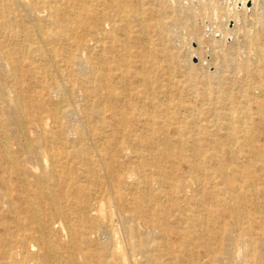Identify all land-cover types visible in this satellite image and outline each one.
<instances>
[{
    "label": "bare ground",
    "instance_id": "bare-ground-1",
    "mask_svg": "<svg viewBox=\"0 0 264 264\" xmlns=\"http://www.w3.org/2000/svg\"><path fill=\"white\" fill-rule=\"evenodd\" d=\"M149 1L150 3L145 4V0H0V63L6 70L4 75L0 73V95L4 94L6 87L18 89L24 87V75L30 72L37 78L35 88L39 89L27 90L29 93L27 100L20 95V91L12 94L8 99L10 111L6 113L0 109L1 115L9 114L14 118L15 131L8 136L18 144L16 149L9 145L4 131V124H7V121L0 119V227L4 229L0 236V246L5 247L0 254V257L5 256V258L0 264H24V261H29V258L23 257L26 253L24 248L29 242L45 245L50 252L53 251L54 255L50 256L47 250L44 258L55 264L51 258L60 255L55 256L58 252H54L56 247L54 250L50 248V243L53 241L50 242L47 238L48 233L46 239L49 241L42 234L51 232L54 224L58 222H63L62 225L70 236V244L68 242L69 245H65L69 252L67 255L69 264H89L90 261L96 262V260L100 264H116L115 262L130 264L123 248H114L110 245H108V257L113 261H109L108 257L104 260L103 256L97 257L96 254L86 251L79 262L77 255L73 253V250L80 249L85 244L87 246L93 244L91 234L95 233L97 228L102 225L105 228L109 226L110 218L105 211L107 209L104 210V203L110 201L116 204L120 215L124 208H128L139 218V222H135L134 225L124 226L128 235L136 236L138 232L135 228L143 227L146 231L158 232L159 238L165 244L171 229L163 226L161 218L164 210L155 206L151 208L154 200L149 195L151 185H137L138 193L131 190L128 204L123 190L114 187L115 184L125 182L124 163L118 160L119 153L129 150L134 145H140L139 148L144 146L150 149L148 153L136 151L137 153L132 156L138 163L134 168L136 176L141 177L145 182L151 178L149 176L157 174V179H153L151 184L166 185L168 190L163 195L168 198L171 205H178L180 199L175 197L182 188L183 178L176 175L173 170H166L162 166L163 159L176 154L171 140L167 138L170 128L173 129L175 136H179V141L187 143L191 148L188 158L180 154L176 160L190 163V177L196 185L194 191L197 192L196 195L200 193L195 198L196 203L199 202L201 205L205 195L216 204L204 207L201 216L197 214L190 217L191 227L185 229L186 236L193 238L195 246L204 249L203 255L208 259L199 261L192 254L187 253L182 258L185 262H180L181 257L178 259V256H175L170 258V264H229L223 261L222 257H216L217 249L213 245L221 250L227 259H231L232 250H240L249 256L248 264H264V216H251L260 212V208L264 209V202L263 204L255 202L256 205L251 204L248 208L246 203H243L244 200L250 199L249 196L251 200L258 195L264 198V186H257L250 169L251 165H240L236 158L240 151H246L250 156L258 158L257 169L264 177V146L254 142L256 135L264 134V10L256 19L254 28L249 29L247 38H244L245 46L253 49V59L246 60L243 69L250 65L255 69L253 82L249 86L259 94L251 96L239 92L241 94L237 96L236 101V93L227 87L226 89L222 87L223 75L215 70L210 75L197 79L195 76L197 70L190 67L186 71L189 85L205 86L200 98L203 100L202 105L209 104L211 108L195 109L193 106L182 104L184 113L178 115L171 110L173 107L168 104L171 103L167 101L168 99L160 103L154 100L155 98L144 96L148 91L154 90V85L156 90L157 88L158 91L160 90L161 81L158 78L163 76L157 73L167 71L166 75L170 78L174 73V69H170L169 66L167 68L162 66L157 58V51L160 49L149 36L150 30L160 41L162 40L161 37L165 33L162 20L168 16V12L162 1ZM240 1L243 9L247 0ZM256 1L252 0L251 9H254ZM259 1L264 5V0ZM144 6H147L146 9ZM158 11H162L160 15H157ZM132 12L133 16L129 18V13ZM235 17L236 13H232L227 20L231 21V18ZM244 20L242 19V22ZM236 25L232 29L225 28L221 33L225 36L230 35L236 31ZM131 28L139 30L134 39L129 35ZM107 53L113 55L108 58ZM132 65L137 66L136 70L130 68ZM53 67L55 70L52 69ZM69 67L73 72H76L75 67H79L77 75L86 70L85 72L92 79L91 84L84 81L88 85L80 87L82 95L87 99L84 108L80 106L79 109L82 113L81 125H71L67 120L65 121V118L69 119L71 113L78 109L69 107V104L65 103L70 97L69 91L72 87L70 82H67L69 88L64 90L56 79L57 75L61 76L62 71ZM132 77L141 81L140 88L133 87V83L129 82ZM77 79L79 80L78 76ZM208 89H211L212 93H209ZM218 93L223 94L224 98H218ZM52 94H58L59 98L52 99ZM224 99L231 103H227ZM139 101L140 103L148 101L147 104L158 107V113L141 112ZM222 101L227 106L231 104V108L228 107L227 111L223 112L218 111L217 108ZM250 103L255 106L254 112L248 108ZM105 113H109L112 124L105 125L102 118L97 121L93 117V115L104 116ZM207 115L222 119L217 124V128L224 131L221 137H213L209 141L215 146L210 151L205 148V142L198 137L201 130L194 124L200 117ZM94 121L99 122L100 125H94ZM48 123H50L49 127L53 128L52 131L46 128ZM88 123L90 131L88 137H85L84 130ZM66 128L76 135L78 144H73L77 139L56 132ZM185 134L189 135L183 137ZM108 136L113 140L108 141ZM131 140L133 143L130 142ZM94 145L101 146V149L96 148L93 151L91 147ZM158 145L166 147V151H154ZM211 160L215 162L211 168L214 170L213 173L207 165V161ZM225 162H229L231 167ZM27 163L30 168L34 163H41L42 170L30 171ZM146 165L153 168L140 170ZM76 166L77 173L72 171ZM208 171L209 179L205 177ZM172 177L175 184L168 183ZM106 178L111 179H108L111 183L110 189L106 186ZM82 179L85 180L83 183ZM85 182L89 184L88 187ZM206 183L213 184L217 190H207L204 188ZM58 190L60 194H57ZM66 198L69 200L67 205L64 203ZM36 200L44 204L43 217L39 213L40 206H37ZM219 206L222 208L218 209ZM8 215L11 217V222H6ZM142 215L144 218L140 220ZM73 216L75 220L72 219ZM242 219L247 222L244 226H241ZM26 220H31L35 226L28 229ZM86 222L90 224L88 227L85 225ZM11 224L16 230L10 229ZM230 228L239 229V234L236 237L231 236ZM127 247L129 254L144 252L148 254L149 262L165 264L159 257L151 254L150 244L139 238V235L134 242H128ZM18 253L22 254L21 258H15Z\"/></svg>",
    "mask_w": 264,
    "mask_h": 264
},
{
    "label": "rangeland",
    "instance_id": "rangeland-1",
    "mask_svg": "<svg viewBox=\"0 0 264 264\" xmlns=\"http://www.w3.org/2000/svg\"><path fill=\"white\" fill-rule=\"evenodd\" d=\"M156 1H158V0H156ZM159 1L163 2L162 4L164 5L165 10L168 12L167 13L168 16H166L162 20L164 22V25H165V33L163 34V37H161L162 38L161 41L156 37V34L154 35L153 32H151L150 30H149V36L155 42V46L158 49H160V51H157V53H158L157 58L159 59L162 66L164 68H167L169 66L170 69L171 68L174 69V73H172L171 78L169 77V75H166L167 71H165V72L160 71L159 73H157V74H160L161 76H163L161 78H158V80L161 81L160 82V84H161L160 90L158 91V88L156 90V86L154 85V87H153L154 90L148 91V92L146 91L147 93H146V95L144 94V96H147L150 99L155 98L154 100H156L157 102H160V103H161V101H166V99H168L167 101L171 102V103H168V102H166V103L170 104V106L174 108V109L172 108L171 110L178 113V115L181 113H184V111L182 109L183 108L182 104L189 105L191 107L193 106V108H195V109L201 108V109L205 110L206 108H211V105H209V104H203L202 105L203 100L200 98V94L202 93L205 86L200 85V84H197V85L192 84V87H191L189 85V83L187 81L186 71L190 67H193L195 70H197V71H195V76L197 79L203 78L206 75H210V73L215 72V70L218 72V74L223 75L224 80L222 82V84H223L222 87L225 89L227 87L232 92L236 93V98H235L236 101H237V96L241 94L239 92H242L244 94L248 93L251 96H255V95L259 94V92H257V90H253L249 86V84H251L253 82V80H252V78L254 76L253 70H255V69L251 65H250V67L243 69V64L245 63L246 60L249 61V58H250V60L253 59V49L245 46L244 42H245V39L247 38V36L249 35L251 28H254L253 25H255V21L259 17L260 12L262 10H264V5L260 3L261 1H259V0L256 1L254 9H251V7H250L252 5V0H247L245 7L243 9H242V3L240 0H235V1L229 0L230 2L229 1L220 2L219 0H210V1L209 0H159ZM146 2L150 3L149 0H145V4H146ZM165 5H167V6L165 7ZM170 5H172V7H170ZM146 7L147 6H144V9H146ZM244 9H245V11H244ZM179 10H181V11H179ZM161 12L158 11L157 15H160ZM232 13H236V17L231 18V21H228L227 18ZM132 16H133V12L129 13V18H131ZM242 16H244V18ZM192 17H193V19H191ZM223 17H224V20H223ZM219 18H221V19H219ZM242 19L243 20L245 19L246 21L244 20L242 22ZM247 20H248V22H247ZM226 21H227V23H225ZM238 21H240V22H238ZM235 24H237L236 25L237 29L235 32L231 33L230 35H226V36L221 33L225 28L226 29L234 28ZM215 26H217V27L215 28ZM118 32H120V31H118ZM138 33H139L138 28H131L129 35L132 36V39H134L135 38L134 36L137 35ZM164 36H165V39H164ZM198 36H199V38H198ZM174 37H175V40H174ZM225 37H226L227 41L225 40ZM156 43H158V44L156 45ZM104 44H106V43H104ZM159 45H161V46H159ZM177 47L178 48L180 47V48L178 49ZM162 49H164V50H162ZM63 54L66 55V53H63ZM105 54H106V52H105ZM223 54H224V56H223ZM112 55H113V53H107L106 56H108V58H110ZM164 60H166V61H164ZM170 61H172V63ZM187 62H189V63H187ZM234 65H236V66H234ZM136 67H137L136 65H132L130 68L132 70H136ZM110 68H113V67H110ZM24 69H26V68H24ZM52 69L55 70L54 67ZM74 69L76 70V72H78V70H80L79 67H75ZM4 71H6V70L3 67V65H1V63H0L1 75H4ZM81 71H83V70H81ZM85 71H83L77 75V73L71 71V67H69L66 70L62 71L61 76L60 75L56 76L57 81H59L61 83L64 90H67L69 88V83H67L68 81L70 82V87L72 86L70 88V91H69V96L71 98L68 97L69 99L65 103L69 104V107L77 108L78 110L75 111L73 114L71 113V117H69V119L65 118V121L67 120L68 123L71 125H81L83 123L82 122V113H81V110H79V109H80V106L82 108H84V104L86 103L87 99H85L84 95H82V91H81L80 87L87 84L86 82L84 83V81H87L88 84L89 83L91 84L90 81H92V79L90 78V75ZM72 74H76L75 75L76 77L73 76ZM262 74H263V72H262ZM64 75H65L66 79H65ZM244 75H245V77H244ZM77 76L79 77V80L77 79ZM162 79H163V81H162ZM227 79H231V80H227ZM36 81H37V78L34 76L33 73L30 72V74L24 75V84H25L24 87L19 88V89L13 88V87H8L11 92L6 87L5 91H3L4 94L0 95V109L4 110V112L8 113L10 111V108H11L8 99L12 94L19 93V91H20V95L22 97H24L25 100H27V98L29 96V93L27 92V90H30V89L33 90L36 87V83H35ZM132 81H134V82H132ZM129 82L133 83V87L136 86V87L140 88L139 84L141 83V81H138L137 78L132 77L129 79ZM35 90H39V89L35 88ZM165 92H166V94H165ZM208 92L212 93V90L208 89ZM167 95H168V97H167ZM2 96H4V97H2ZM169 96H171V97H169ZM51 97H52V99L57 100L59 98V95L58 94H52ZM188 97H189V99H188ZM2 98H3V100H2ZM218 98H220V99L224 98L223 94L218 93ZM162 99H164V100H162ZM224 101H226L227 103H231L230 101L225 100V99H224ZM147 102L146 103H140V101H139V103L141 105L140 107L142 108L141 112L143 111V113H146V114H147V112L158 113L159 108L156 106L149 105V104H147ZM228 107L230 109L231 104H229L227 106L222 101L221 105L218 106L217 110L222 111V112L225 110L227 111ZM248 108H250L253 112L255 111V106L252 103H250L248 105ZM232 110H234V109H232ZM7 117H10V118L7 119ZM93 117H95L97 119V121L102 118L105 125L112 124V119L110 118L109 113H105L104 116L93 115ZM0 119L2 121H7V124H4V131L7 135L6 139L10 143L9 145L11 147H13L14 149H16L18 147V144L10 136H8L9 134H13L15 131L14 118L12 117V115L10 116L9 114H7V115H1L0 114ZM97 121H94L93 124L94 125L97 124V126H99L100 123ZM221 121H222V119H216L215 117L207 115V116L200 117L198 120H196L194 122V124L199 128V130H201L198 137L201 138V140L205 142L204 146L209 151L213 150L215 148L213 143L209 142V141L213 137H221V135H223V133H224L223 130H219L217 128V124H219ZM49 126H50V123H48L46 125V128H48L49 130L52 131L53 128H50ZM108 128L110 129V127H108ZM111 128H113V127H111ZM89 131H90V126L88 123L87 127L84 130L85 137H88ZM56 132H60L62 136H69L70 138L77 139L76 135L72 131H70L68 128L59 129ZM188 135L189 134H185L183 137H187ZM208 136H210V137H208ZM167 138H169L171 140V144H172L173 148L176 149V154L172 157L170 156V157H167L166 159H163L162 166L166 170H173L176 175H179L183 178V181H181L182 188L178 190V193L175 197V198L180 199V202L178 203V205H176V206L171 205L168 201V198L163 195V194L167 193V190H168L166 185L151 184L153 179H157V174L154 173L153 175L149 176L151 178L149 180H146L145 182L141 177L136 176V173L134 172V168L136 166H138V163L135 162V159L132 158V156L135 153H137L136 151L148 153L150 149H148L144 146H141V148H139L140 145H134L129 150H126L123 153H119L118 160H120L124 163L123 178H125L124 179L125 182H124V184H122V183L121 184H115L116 186L114 187V189L123 190L124 198L127 199L126 204H128L129 199L131 197L130 195L132 193L131 190H133V191L135 190V192L138 193L136 191L137 185H139V186H141L143 184L151 185L149 195L154 198V200L152 202L153 205L151 208H153L155 206L156 208L161 207L164 210V214L161 218L162 223L164 224L163 226L170 227V229H171V231H169V233L167 235L166 243L164 244L162 242V240L159 238L158 232L152 233L151 231H146V229L143 227L135 228V229H137V232H138L136 236L138 237V235H139V238L148 241V244H150L151 254L159 257L160 260L165 262V264H170V258H175V256H178V259L181 257L180 262H185L182 258H183V255L187 254V253L192 254L194 256V258L199 259V261L207 260L208 258L203 255L204 249L202 247H197L194 245L195 242L193 241V238H189L186 236V234H185L186 230L185 229L188 230V228L191 227L190 217H192L193 215H197V214L199 216H201V213H204V207L207 208L209 206H215L216 204L212 200L207 199V196H205V195L203 196V200H202L201 205H199L200 204L199 202H198V204L196 203L195 198H197L200 193L198 195H196L197 192L194 191L196 189V185L191 180V177H190V169H189L190 163L187 161H177L176 160L178 158L177 156H179L180 154L185 155L188 158L190 156L189 152H191V148L189 146H187V143H182L181 141L178 140L180 138H179V136H175L173 134L172 128H170L168 130ZM111 139H112V137L108 136L107 140L112 141L113 139L112 140ZM74 141L75 142H73V144L79 143L78 139L74 140ZM130 142L133 143L132 140ZM254 142H256V144H258L259 146H264V134L259 133L258 135H256L254 138ZM131 145H133V144H131ZM157 147L158 148L154 149V151H157V152H165L166 151V147H164L162 145H158ZM96 148L101 149V146L98 147V146L94 145L91 147V149L93 151H95ZM107 150L108 149L106 148V152H107ZM131 151H135V152H131ZM236 158L238 161L237 163H239L240 165H243V164H249V166L251 165L250 169H251V172L253 174V178H255L257 181V186L263 187L264 182H262V179L264 177H263V175H261V172L257 169V166L259 165V162H257L258 158L254 157V156H250L248 154V152H246V151L238 152ZM247 160H248V163H246ZM175 161H177V162L174 163ZM214 163L215 162L212 160L207 161V165L209 166L208 168L210 169L211 173H213V171H214L213 169H211V168H213ZM27 164L29 166L30 171L33 170L35 172H40L42 170V166L40 165L41 163L40 164L34 163V165L31 168H30L29 163H27ZM225 164L228 167H231V164L229 162H225ZM38 166H40V167H38ZM150 167L153 168L150 165L142 166L140 170H142L144 168L148 169ZM72 171L77 173L78 167L76 166V168H74ZM209 174L210 173L208 171V175L205 176L207 179L210 178ZM260 177H262V178H260ZM108 179H110V178H108ZM108 179L106 178V180H107L106 186L109 187V189H110L111 183L108 182ZM84 181L85 180L82 179L81 182L83 183ZM174 181L175 180L172 177V178H170L168 183H171V182L173 183ZM239 182H241V181H239ZM50 183H53V181H50ZM115 183H117V182H115ZM84 184L87 187L89 185L87 182H85ZM173 184H175V183H173ZM152 186H154V187H152ZM90 187L94 188V186H90ZM129 187H131V188H129ZM204 188H206L207 190H210V191L211 190H217L216 186H214L213 184H208V183H206V185H204ZM57 194H60L59 190H58ZM140 197H142L141 194H140ZM249 198L250 199H246L243 201V203H246V208H248V206H250L251 204L256 205L255 202L259 203V204H263V202H264V198H261V196H259V195L257 197H254V200H251L250 196H249ZM36 201H37V206H40L39 213L43 217V214L45 213L44 204L40 200H36ZM68 201H69L68 198H66L64 200V203L67 205V204H69ZM162 203H163V205H162ZM204 204H206V205L204 206ZM21 207L23 208V206H21ZM165 207H167V208H165ZM69 208L71 209V206H69ZM221 208H222L221 206L218 207V209H221ZM105 209H107V210H105ZM104 210L107 212L108 218H110L108 221L109 226L105 228L102 225V227L100 226L99 228H97L98 229L97 230L98 232L96 231L97 233L95 232V233L91 234V236H92L91 239L93 240V244H88V246H87V244H85L80 249L78 248L77 250H73V253L75 255H77L76 256L77 260L79 262H81V260H82L81 257L83 256L82 254L86 253V251H89L93 254H96L95 256H97V257L100 255L103 256L104 260L109 259V261H113V259H111V257L110 258L108 257V255H109L108 245H110L114 248H123L124 253H127V256H128L127 261H129V263L131 262L130 264H136V263L137 264H154L152 261L151 262L148 261V259H149L148 254H146L144 252H135L133 255L128 253L129 252V249H128L129 247H127L128 242H131V243L134 242L137 237L132 236V234L128 235L126 233V228L124 226H126L127 224L130 226L134 225L135 222H139V220H138L139 218H137L134 215V213L132 211H130L128 208H124L122 214L120 215V213L117 210L116 204L114 202H111V201L104 203ZM177 210H178V213H177ZM105 211H104V215L106 216ZM123 213H124V215H123ZM159 214H160V211L158 212V215ZM20 215H23V214H20ZM251 216H253V217L254 216H264V209L260 208V212H258L256 214H251ZM120 218H122V219H120ZM143 218L144 217L142 215L140 217V220H143ZM72 219L75 220L74 216ZM121 220H123V222H125V223H123ZM26 221L25 222L28 225V229H30V227H32V226H35L31 220H26ZM127 221L129 223H126ZM6 222H11L10 215L7 216ZM121 222L123 223V226H121L122 225ZM181 222H184V223H181ZM62 223L63 222L55 223L51 229V232H46V233L43 232V234H42L43 237L46 239V236L48 233L47 238L50 240V242L53 241L50 243L51 244L50 248H52L54 250V247H56L54 252H57V251L58 252L55 253V256H56V254L60 255V256L53 257V259L51 258L52 261H55V264L59 263V261H61L62 264H69L68 258H67V255L69 252L67 251V248L65 247V245L70 244V242H69L70 236L68 234V231L66 229H64ZM227 223H230V222H227ZM246 223L247 222L245 219L241 220V226H244ZM85 225H86V227H88L90 224H88L86 222ZM119 228H121V230ZM196 228H198V227H196ZM10 229L16 230L14 225H12V224L10 225ZM107 229H109L111 232ZM114 229H116L118 233L115 232L116 230H114ZM3 230L4 229L1 226L0 227V236L3 233ZM106 231L108 233H110V235ZM124 231H125V233H124ZM229 232H230L231 236L236 237L239 234V229L230 228ZM125 234H126V237H125ZM185 237H186V239H184ZM101 239H102V241H101ZM49 240H47V241H49ZM68 242H69V244H68ZM52 244H53V246H52ZM213 247L217 249L216 257L217 258L222 257V260L225 262H229V264H248L250 261L249 256H247L244 252H240V250H232L231 259H227L225 254L221 250H219L215 245H213ZM3 249L5 250V247L0 246V254H1V251H3ZM24 250L26 253H24L23 257L30 259L29 261L28 260L24 261L25 262L24 264H51L49 259L44 258V255L47 254V250H48V253L50 256H53L54 254L52 253L53 251L50 252L49 251L50 249L46 248L45 245L43 246L42 244H39L36 242H29L28 245L25 246ZM51 254H53V255H51ZM21 257H22V254L15 256V258H21ZM4 258H5V256H1L0 262ZM96 258H94V259H96ZM56 260L57 261L59 260V261L57 262ZM115 263L118 264L117 262H115ZM89 264H100V263H98L96 260V262L90 261ZM217 264H219V263H217Z\"/></svg>",
    "mask_w": 264,
    "mask_h": 264
}]
</instances>
